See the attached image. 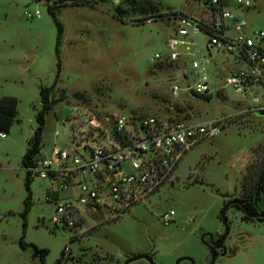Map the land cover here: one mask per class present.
<instances>
[{"label": "rangeland", "instance_id": "obj_1", "mask_svg": "<svg viewBox=\"0 0 264 264\" xmlns=\"http://www.w3.org/2000/svg\"><path fill=\"white\" fill-rule=\"evenodd\" d=\"M49 1L53 4L47 7L35 0H0V98L14 96L19 101L14 125L6 137L0 135V264H43L32 247L21 248L20 239L27 195L22 157L37 125L39 87L50 86L57 72V30L49 7L64 26L61 70L50 95L56 104L46 115L43 146L36 158L51 156L55 147L70 151L71 141L91 116L108 124L121 114L170 117L188 124L222 118V127L213 139L186 152L173 184L123 211L111 208L83 215L73 238L72 231L53 229L54 206L45 201L49 183L32 178L33 206L25 242L49 250L44 264H58L69 238L70 250L61 264H123L149 250L151 239L157 242V264H176L181 257L208 263L209 249L201 236L221 233V210L254 190L264 174V117L250 110L257 104L251 91L244 96L227 82L230 71L243 65L237 66L234 56L226 53L209 54L207 36L200 34L196 43L211 63V84L219 87V96L210 95L207 102L204 96L182 90L174 95L172 85L185 84L180 77L184 61L166 59L169 41L175 36L174 18L181 14L208 22L203 2ZM37 9L41 19L26 17L27 10ZM234 12L250 23L252 31L264 32V0L246 14ZM262 186L257 204L264 212ZM170 209L176 215L166 227L160 216ZM226 215L230 231L225 245L237 247L238 256L230 259L219 253L215 264H264V221H243L236 207H229ZM130 264L149 263L140 259Z\"/></svg>", "mask_w": 264, "mask_h": 264}, {"label": "built area", "instance_id": "obj_2", "mask_svg": "<svg viewBox=\"0 0 264 264\" xmlns=\"http://www.w3.org/2000/svg\"><path fill=\"white\" fill-rule=\"evenodd\" d=\"M47 7L49 0H35ZM206 8L208 22L179 14L173 26L175 36L169 41V62L184 61L180 70L181 86L172 85L174 95L184 91L190 95L219 96V87L212 86L211 63L196 43L197 36H207L205 50L234 56L228 85L236 92L251 91L256 106L250 110L264 111V32L251 30L247 20L234 11L247 13L259 0H199ZM28 19H41L40 10H27ZM191 38L186 42L183 39ZM182 39V40H181ZM182 46V51H179ZM182 55L185 58H182ZM188 56V57H186ZM212 56V55H211ZM159 59L160 55L157 54ZM216 67V65H214ZM258 98H262L259 102ZM222 118L200 123H183L170 117L116 116L110 124L91 116L86 118L80 135L71 141V150L53 148L49 157L36 158V164L24 167L31 178L49 183L45 201L54 206L53 229L75 232L83 215L92 212L128 207L143 202L176 180L178 165L186 152L202 141L213 139L221 132ZM5 137V134H0ZM79 137V138H78ZM81 139V140H80ZM176 212L164 211L160 220L164 226L174 223ZM65 252L70 250V238Z\"/></svg>", "mask_w": 264, "mask_h": 264}, {"label": "trees", "instance_id": "obj_3", "mask_svg": "<svg viewBox=\"0 0 264 264\" xmlns=\"http://www.w3.org/2000/svg\"><path fill=\"white\" fill-rule=\"evenodd\" d=\"M199 1V0H198ZM49 15L52 17L54 24L56 25L57 35H56V44H55V55H56V66L57 72L53 83L50 86H40L39 87V96L41 107L37 109L35 115V121L37 123L36 128L33 131L32 136L28 140V147L26 152L22 157V165L24 167L33 166L36 164V155L40 153L42 143H43V133L46 126V115L51 112L55 101L51 100V93L55 90L58 78L61 70V55H60V44L62 41V36L64 32L63 24L56 18L54 8H47ZM207 99L209 96H204ZM18 99L14 96H3L0 98V133L8 134L14 125L17 118V109H18ZM31 181L32 178L28 172H26L25 177V189L27 195L24 199V209L21 213L23 218V234L20 239V246L23 249L32 247L34 251V256L38 257L41 263H45L46 256L49 254V250L46 248H39L38 246L25 242V232L27 229V217L33 206V197L31 192ZM260 181V184H258ZM264 183V174L258 177L257 186L254 190L250 191L238 204H232L230 207H236L239 209L243 216L242 220L247 222H262L264 221V216H259V214H264V212L259 208L257 202L260 200V193L263 192ZM259 186V187H258ZM64 253L65 250L61 252V257L58 260V264L64 262Z\"/></svg>", "mask_w": 264, "mask_h": 264}, {"label": "water", "instance_id": "obj_4", "mask_svg": "<svg viewBox=\"0 0 264 264\" xmlns=\"http://www.w3.org/2000/svg\"><path fill=\"white\" fill-rule=\"evenodd\" d=\"M259 116L264 117V111H260L257 112ZM239 201H234V202H230L229 204H226L225 207L221 210L220 212V219L223 223V234L221 235V237L214 241V235L211 233H205L201 236V240L202 242L208 247L209 249V255H210V261L207 264H215L216 258H217V250L222 249V256H225L227 254V248L224 245L225 240L227 239L228 235H229V231H230V226L228 223V218L226 215V210L232 205V204H238ZM259 216H264V214H259ZM208 236L210 239L209 243H206L204 241V238ZM140 259H144L146 260L149 264H157L153 258V255H151L150 252H145V253H141L139 255L133 256V257H129L127 258L123 264H130L131 262L140 260ZM189 261L191 264H196L195 260L191 257H181L177 260L176 264H180L182 261Z\"/></svg>", "mask_w": 264, "mask_h": 264}, {"label": "flooded vegetation", "instance_id": "obj_5", "mask_svg": "<svg viewBox=\"0 0 264 264\" xmlns=\"http://www.w3.org/2000/svg\"><path fill=\"white\" fill-rule=\"evenodd\" d=\"M144 201H146V200H144ZM144 201H143V202H144ZM258 222H259V221H258ZM223 231H224V228H223ZM223 231H222L221 233L217 234V235L214 237V241L218 240V239L221 237V235L223 234ZM151 241H152V246H151L150 249L147 250L146 252H150L151 255H153V258H154V260H155V248H156V246H157V242H156L155 239H154V240L151 239ZM204 241H205L206 243H209V242H210L209 237L206 236V237L204 238ZM225 241H226V240H225ZM224 245H225V242H224ZM144 253H145V252H144ZM219 253H222V249L217 250V255H219ZM208 254H209V253H208Z\"/></svg>", "mask_w": 264, "mask_h": 264}, {"label": "crops", "instance_id": "obj_6", "mask_svg": "<svg viewBox=\"0 0 264 264\" xmlns=\"http://www.w3.org/2000/svg\"><path fill=\"white\" fill-rule=\"evenodd\" d=\"M218 64V63H217ZM237 66L239 65V64H236ZM0 134H2V133H0ZM5 137H6V134H5ZM43 146V145H42ZM27 147H28V144H27ZM42 148V147H41ZM40 153H41V150H40ZM226 246V245H225ZM227 248V256L230 258V259H234V258H236L237 256H238V249H237V247H234V248H228V247H226ZM225 255V256H226ZM204 264H207V263H204Z\"/></svg>", "mask_w": 264, "mask_h": 264}]
</instances>
